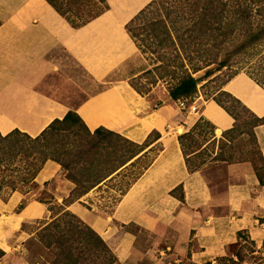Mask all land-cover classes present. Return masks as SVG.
Wrapping results in <instances>:
<instances>
[{"label": "crops", "instance_id": "0c3cea01", "mask_svg": "<svg viewBox=\"0 0 264 264\" xmlns=\"http://www.w3.org/2000/svg\"><path fill=\"white\" fill-rule=\"evenodd\" d=\"M36 1L30 13L27 8ZM150 1L125 0L118 10L115 0H106V10L73 26L46 0H0V132L18 128L36 136L53 119L62 118L70 106L44 93L40 88L44 81L52 75L64 78L69 67L79 64L89 70L101 69L106 60L96 56L94 46L102 45L105 52L107 46L116 45L117 22H127ZM223 88L264 117V87L246 72L236 73ZM203 101L191 120H183V131L198 117H205L214 124L213 137L218 140L234 118L215 100ZM164 106L173 109L171 103ZM75 110L91 130L104 126L136 142L144 141L153 129L160 132L151 145L161 142L162 148L113 207L103 210L98 206L103 182L66 205L107 242L121 264H217L227 245L237 240L238 230H245L262 245L264 184L249 160L228 163L233 180L222 184L221 190L214 189L201 170L188 169L173 119L152 107L128 80L109 82ZM254 133L264 159V122L254 127ZM60 174L61 164L48 159L35 177L38 189L51 192L49 199L57 202L74 187L65 178L53 188L51 183ZM180 184L182 192L171 193ZM39 194L16 189L7 200L0 197V247L5 251L1 259L5 264H26V243L49 213ZM157 242L164 245L154 247ZM140 245H146L145 252ZM10 253L15 254L12 262L6 258Z\"/></svg>", "mask_w": 264, "mask_h": 264}, {"label": "trees", "instance_id": "16d2710c", "mask_svg": "<svg viewBox=\"0 0 264 264\" xmlns=\"http://www.w3.org/2000/svg\"><path fill=\"white\" fill-rule=\"evenodd\" d=\"M46 1L73 26L85 24L108 8L106 0ZM254 10L262 16L260 20H256L254 15H251ZM125 28L131 37L140 41L139 46L157 52L161 61L155 65L153 73L152 69L145 70L132 77V82L144 75L151 76V81H156L158 74L163 78L169 76L170 97L176 99L193 96L197 92L199 82V78L195 77L193 72L199 69L200 65L189 69L184 62L185 56L182 51L191 60L194 58L193 52L198 53L199 58L203 45L207 47L212 42V46L221 49L226 41L236 40L232 48L226 49L227 53L219 65L227 63L232 56L249 53L251 48L264 42V0H151L126 22ZM166 51L173 56H168ZM188 51L191 53H187ZM237 72L236 70L235 74ZM132 82V86L144 95L143 89ZM220 93L228 99L215 98V101L234 118V121L230 128L223 131L218 141L225 144L223 140L230 141L231 134L248 131V125H251L250 132L260 159V164L252 163V168L263 185L264 159L257 145L254 127L263 123L264 117L257 116L227 90L224 89ZM237 107H240L249 119L244 118ZM214 127L211 121L199 117L189 130L177 135L189 170L197 168L190 162L188 149H192L191 152L195 151L193 147L197 135L204 139L208 134L213 136ZM97 136L109 138L112 144L114 137L120 138L122 135L104 126L91 130L72 107L62 118L53 119L36 136H31L18 128L6 134L0 132V197L2 199L7 200L10 193L19 188L18 181L37 185L35 176L49 158L59 162L67 171V178L74 183L73 189L67 197H64L63 203H55L58 213L46 221L32 237L38 245L37 252L45 256L41 257L42 260H36L35 264H121L107 242L80 216L66 208V205L79 199L108 177L112 179L121 171L126 172L129 166L135 165L152 151L153 155L141 166L128 186L122 189L124 194L162 148L161 142L151 145L160 137V132L153 129L142 142L123 136L129 152L127 155L124 148L115 147L109 142L98 143L87 139ZM83 138L86 139L85 144L80 141ZM63 156H68V159H64ZM25 157L24 172L13 173L16 169L14 163ZM249 161L251 162V159ZM115 171V175H112ZM182 190L180 184L172 189L171 193L179 194ZM55 207L48 208L53 210ZM237 235V240L227 245L226 254L217 258V264H264V241L258 247L256 241L251 239L245 230H238ZM4 254L5 251L0 247V257Z\"/></svg>", "mask_w": 264, "mask_h": 264}, {"label": "rangeland", "instance_id": "374dc122", "mask_svg": "<svg viewBox=\"0 0 264 264\" xmlns=\"http://www.w3.org/2000/svg\"><path fill=\"white\" fill-rule=\"evenodd\" d=\"M115 2L117 3L116 8L118 10H120V8H122L125 4V0H115ZM36 3L37 1L35 3L32 2V4L28 6L27 10L30 13L34 12ZM133 8L134 7H131L129 10H133ZM68 14L69 13H67V15ZM251 15H254L256 20H260L262 18L260 13L258 14V12H255V10L251 12ZM125 24L126 22L124 21L117 22L116 24V45L107 46L105 52L103 51L104 49L102 45L94 46V50H96V53L98 54L96 56L102 57V62L103 60H106V62L101 64V69L89 70L83 68L84 64L76 65L73 68L69 67L70 69L64 73V78H57L56 76L52 75L46 79L44 84L40 87L41 90L56 96L54 98L65 101L70 107L75 108L78 104L85 100L89 94L103 89L106 84L111 81L124 79L128 80L131 84L132 77L143 73L145 70H153L155 65L161 62L158 53L153 52V50L150 48L148 49L146 47L143 48V46H139L138 42L140 41L130 36L125 28ZM240 39L241 37H239L238 40ZM235 43L236 40H230L229 42L226 41V44H224L226 46L222 45L221 49L212 46V42L207 47L206 45H203V47L207 49L205 50L202 47L199 58L198 53L193 52L192 55L194 58L191 60L187 57L186 53L182 51L184 54L183 56H185L184 62L186 66L189 67V69L200 65L198 66L199 69L193 72V75L199 78L197 92L193 96L180 97L176 99L170 97L168 93V86L171 84V78L169 76L164 78L160 77V74H158L156 81H151V76L148 77L144 75V77L139 78L137 81H133L132 83H135L137 86L143 89L144 96L148 99L151 106L159 108L168 118L173 119L177 125L176 132L180 134L184 132L181 125L183 120H191V118L194 116L193 114L198 113L199 108H201L204 102L203 100H215V98L228 99L227 96L222 95L220 92L224 90V84L232 77V75H235L236 70L238 71L237 73L242 71L246 72L256 82L259 81L263 84L262 86H264V42L258 43V45L251 48L249 53L232 56V58H229L227 63L219 65L220 61L225 57V54L227 53L226 51L232 48ZM187 53L191 52L188 51ZM166 54L168 56H173L168 52ZM67 59L69 63H72L69 56ZM169 59L172 60V58ZM153 72L154 70L152 73ZM76 76H78V79H76ZM255 77H257V79ZM166 103H171L173 105V109L166 108L164 106ZM229 104L232 105V103ZM193 106L196 107L195 111L191 110ZM237 110L240 111L244 118L247 117L246 119H249L248 116L241 111L240 107H237ZM195 122L192 124V126L195 124ZM179 128H182V131H179ZM247 129L248 131L237 132L233 135L231 134L229 137L230 141L223 140L225 144L219 143V141L210 134H208L205 139L202 136L197 135V140L193 147V150L195 151L191 152L192 149H188L192 166L201 170L205 174L210 184L214 186V189L221 190L222 184L226 183L228 180H233V177L229 179L230 175L227 170L228 163L251 159V166L252 163L258 165L260 164L259 152L253 140L252 133L250 132L251 125H248ZM87 139H91L98 143H108L110 141L109 138H101L98 136ZM80 141L85 144L86 139L83 138L80 139ZM109 144L111 143L109 142ZM111 145L126 149L125 155L129 153L127 152V144L125 143L123 135L120 138L114 137ZM151 155H153L152 151H150L141 161L137 162L135 165L129 166L126 172L121 171L119 174L115 175V171L112 174L115 175L112 179L108 177L106 180L102 181L104 185L100 186L98 192L99 200L97 201L100 209L109 210L111 207H113V205L122 196V189H125L126 186H128L133 177L139 172L141 166L151 157ZM63 158L68 159V156H63ZM28 159L30 160V158ZM128 163L129 161L127 164ZM14 165L16 169L13 171V173H23L25 170L24 167L26 166V157L21 158V160H18L16 163H14ZM70 170L74 171L72 168H70ZM66 173L67 171L62 168V174L52 181L51 186L53 188L61 186L64 183V179L67 178ZM35 182L37 185H34L31 182L18 181V190L22 192L39 191L40 194L38 195V198L46 202L48 207H55L54 205L57 201L55 199H49L52 193L45 189L40 191L38 189L39 183L36 180ZM100 184L102 183L100 182ZM94 187H92L90 190H92ZM6 188H8V186H6ZM63 201L57 203L62 204ZM23 205L24 203H22V206ZM57 209L58 208L56 207L53 210L48 208V218L41 220V224L54 217L58 213ZM23 226L28 228L27 224H24ZM144 243L150 244L149 241H144ZM161 245H164L163 242H157L155 243L154 247ZM145 246L140 245L141 251L142 248H144L145 252ZM257 246L260 247L261 245ZM37 251V243L33 241V238H30L26 243V253L24 255L26 264H35L36 260H42L43 258L41 257H45L40 254L41 252L38 253ZM14 257L15 254L10 253L6 258L8 262H12ZM1 259L2 256L0 257V264H5ZM144 259H146V255L144 256ZM209 263L210 262H208V264ZM183 264L195 263L187 261Z\"/></svg>", "mask_w": 264, "mask_h": 264}, {"label": "built area", "instance_id": "2783aa9c", "mask_svg": "<svg viewBox=\"0 0 264 264\" xmlns=\"http://www.w3.org/2000/svg\"><path fill=\"white\" fill-rule=\"evenodd\" d=\"M195 109H196V107H195V106H193V107L191 108V110H194V111H195Z\"/></svg>", "mask_w": 264, "mask_h": 264}, {"label": "bare ground", "instance_id": "6f19581e", "mask_svg": "<svg viewBox=\"0 0 264 264\" xmlns=\"http://www.w3.org/2000/svg\"><path fill=\"white\" fill-rule=\"evenodd\" d=\"M179 131H182V128H179Z\"/></svg>", "mask_w": 264, "mask_h": 264}]
</instances>
